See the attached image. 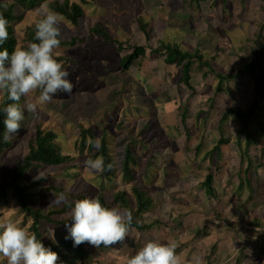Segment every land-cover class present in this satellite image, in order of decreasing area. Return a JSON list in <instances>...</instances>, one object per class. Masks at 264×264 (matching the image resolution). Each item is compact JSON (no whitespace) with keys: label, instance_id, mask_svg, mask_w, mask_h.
Returning a JSON list of instances; mask_svg holds the SVG:
<instances>
[{"label":"rangeland","instance_id":"obj_1","mask_svg":"<svg viewBox=\"0 0 264 264\" xmlns=\"http://www.w3.org/2000/svg\"><path fill=\"white\" fill-rule=\"evenodd\" d=\"M74 1L80 2L83 9H85L86 15L81 19V25L79 27L74 26L62 17L60 28L63 36H66L68 40L73 41L74 36L77 37L78 45H60L55 54L75 57L80 60L79 63H73L70 60H59L62 65H67V68L77 69L69 76L74 80L75 90L71 94L64 93L66 96L58 93L50 103L41 105L34 115L25 113V119L21 122V129L15 134L19 139L11 149L0 157V182L8 178L12 170L15 169L16 160L27 153L28 137L35 132L37 122L44 121L47 124L55 125L60 131L66 150L74 152H76L75 141L79 132L78 122H84L97 135L102 133L104 127H107L113 134L112 146L118 162V176L114 187L110 186L106 189L108 197L112 199L111 192L114 191L116 186L127 188L130 186V182L122 180L120 175L124 145L127 139L125 135H122L124 126L119 123L122 114L125 113L129 119H132L137 132L140 131L144 137L149 139L151 138V131H143L147 125L146 121L158 122L153 125L158 130V134L153 137V142L156 143L162 138L168 137L165 128L169 126V123L174 122L171 114L176 104L171 103L168 105L171 109L164 110L163 105L157 99H152L154 98L152 95L147 92L142 94L134 76L120 66V54L115 46L103 45L99 39L84 37L88 35L89 26L101 23L114 35L123 39L130 38L150 49H156L161 46V42L169 40L181 44V47L188 51L199 50L204 56L217 55L218 57L214 61L215 68L218 72L227 73L240 70L250 58L259 57L258 51H262V56H264L263 49L258 46V42L264 43V38L260 36L259 32V26L264 22V0H227L226 3L216 1V4L215 0H204L198 2L199 4L193 2L194 9L186 8L180 11L182 21L179 23L171 22L169 15L176 8L178 0H157V6H151L146 0H88V2L71 0V2ZM45 2L50 7L49 0H42L32 8L20 10L15 21L20 46L26 42L25 35L29 28L34 27V21L38 16L37 10ZM140 15L146 17L150 22L153 28L151 36H147L142 29H136L135 21ZM179 26L180 28H175ZM151 66V60L148 59L143 69ZM164 73L165 63L160 58L158 74L164 76ZM257 83L256 79H251L249 74H245L233 85V95L228 91L227 94L216 98L214 108L207 110L206 108L209 107L207 98L211 93L204 91L201 83L194 78L192 85L197 89L198 95L192 96V106L190 108L192 113L189 120L191 147L200 145L202 141L204 147H213L216 144L211 122L219 113L226 111L233 104H238L241 111H246L252 106L259 117L264 119V101L260 99L264 96V85L262 84V92L258 97L259 101H256L253 105L254 98L258 95L255 92ZM181 87L184 90V99L192 94L191 88H187L184 84H181ZM37 94L34 93L33 95ZM156 96H159V94ZM138 105L145 107L139 111L136 108ZM202 108L204 112L197 117L196 112L202 110ZM144 111H149L152 116L146 118V112L142 114ZM228 122L234 126L233 132L241 128L236 116H231ZM177 134L180 145H183L185 140L182 133L178 131ZM245 141L248 144L250 143L247 140ZM258 145H260L258 146L260 148L263 143ZM237 150L238 145L236 144L229 148L224 146L219 155L222 160L220 162L221 178L217 182L222 185V188L218 189L219 194L221 193L219 196L222 201L221 205H218L216 198L210 195L207 196L200 189L203 177L197 174L195 166L184 170L174 163L166 169L162 163L160 170L155 168L156 184L150 190V193L157 203L158 211L153 208L146 211L144 214L145 221L163 220L173 204L181 203L184 206L182 212L180 214L173 213L177 218H181L183 222L177 224L174 221L170 227L164 228L162 231H159V226H152L151 229H153L156 239L151 235V232H143L139 236L138 233L129 230V236L123 243L109 249L111 255L108 259H122L128 253L137 251L149 240L175 244V251L181 256L185 264H188L193 254L200 256L202 263L205 260L222 259L223 257V260L218 264H229L228 261L233 259L235 253L241 248H246V250L253 253L259 252L263 245L262 238L259 237L258 241L255 237L252 239L245 236L242 232L243 225L233 223L236 220L233 216L235 206L232 205L233 203H229L230 207H228V204L220 198L226 193H228L227 196H230L236 184L246 179V172L242 170L243 166L240 158L236 155ZM250 152L256 156L260 154L255 147H252ZM169 153L176 158L173 151ZM150 155H153V153H150ZM262 155L264 156V153ZM83 159L85 161L88 158L85 155ZM158 161L161 162L159 159ZM216 167L217 165L214 164V169ZM42 171L50 182H63L66 184L67 189L71 191L77 189L67 182L71 176L68 167L53 166ZM82 174L79 180L84 181L92 175L98 176L99 173L83 167ZM37 175L34 176L31 172L26 178L32 177L31 181L37 180L34 179ZM146 176V170H143L140 178ZM258 177H261L260 180H258ZM252 179L253 186L251 189L254 198L250 200L249 204H245L242 210L248 220L252 219L251 204L259 193L257 192V185L264 186V168L254 173ZM53 197V195L50 196V198ZM209 198H212V200ZM228 199H226V202ZM45 201L46 199L43 198L40 200V202ZM112 204L116 205L113 200ZM201 210H206V213ZM213 210L220 211L222 218L227 219L231 224L222 228L213 226L211 228L212 234L209 235L197 236L193 234L194 226L191 224L194 221L198 222L200 228H203L209 218L212 221L217 218L212 215ZM8 217L27 229L28 220L24 222L19 214H15L13 211ZM189 222L191 223L189 224ZM213 225H215L214 222ZM179 227L183 229L180 230ZM260 231L264 233V229ZM234 239L239 243L237 245L239 247L232 245V242H235ZM255 241L259 242V247L256 250L253 247ZM214 246H217L216 250H214ZM231 249H233L232 252ZM261 259L264 260L263 257ZM259 261L260 259H258ZM258 262L256 261L254 264H258ZM102 264L111 263L104 261Z\"/></svg>","mask_w":264,"mask_h":264},{"label":"trees","instance_id":"obj_2","mask_svg":"<svg viewBox=\"0 0 264 264\" xmlns=\"http://www.w3.org/2000/svg\"><path fill=\"white\" fill-rule=\"evenodd\" d=\"M42 0H0V14L8 20V39L0 44V50L7 48L11 53L15 47L20 46L17 36L15 21L19 15L20 10L32 8ZM50 8L55 10L61 17L74 26L81 25V19L85 17V9L81 3L71 2V0H49ZM204 0H178L176 8L170 12V21L179 23L182 21L181 10L186 8L194 9V4ZM225 1V0H215ZM88 2V0H84ZM151 6H157V0H146ZM5 3L7 7H5ZM199 4V3H198ZM60 27V25H59ZM135 27L138 30H143L147 36H151L153 28L150 22L140 15L135 21ZM175 28H180L175 27ZM61 30V28H60ZM260 36L264 38L263 28L260 31ZM91 39H99L103 45H113L119 51L120 66L125 68L126 72L131 73L135 82L139 87L142 94L146 92L157 99L163 105V109H171L169 104L175 103V113L171 114L174 122L169 123L166 128L169 134L168 139H162L158 143L153 142V137L158 134V130L152 125V122L146 121L144 132L151 131L150 139L144 137L140 131L137 132L135 123L129 119L125 113L122 114L120 124L124 126L122 135L127 137L124 145V153L121 165V179L130 182V186H116L112 193V199L108 197L106 189L110 186L114 187L118 176V162L113 150V134L104 127L102 133L97 135L94 130L89 126L87 127L84 122H78L79 132L75 141L74 151L66 150L64 143L61 139L59 129L53 124H47L44 121L37 122L35 125V132L28 137V151L25 155L20 156L15 163V169L12 170L8 178L0 182V216L6 214L10 215L13 211L19 214L23 221L28 220L27 229L34 232L38 239L42 241L45 247L51 248L58 254L57 264H89V263H103L108 261L111 264H126V259L132 256V252L128 253L125 257L119 260L108 259L111 255L109 251L111 247L97 248L85 242L79 245H74L71 238L66 239L68 236V227L71 225L72 220L69 218V211L77 199L82 198H98L102 205L106 207H119L122 210H131L133 214L132 224L130 226L133 232L141 235L153 223L139 220L138 218L149 210L148 208H155L158 211V206L155 200L150 198L149 192L155 186V168H159L161 162L165 161L166 166L174 161L170 155L163 156L165 150H173L177 154L178 160L176 163L183 169L189 166H195V171L203 180L200 183V189L208 196L217 199L218 205L222 201L219 199L218 189L222 185L218 184L221 178L222 161L219 157L222 148L238 145L236 155L240 158L242 170L246 172V179L241 180L236 190L232 192L226 202L228 193L223 194L220 198L228 204L233 203L235 211L233 213L236 219L235 224L245 225L250 224L262 228L264 226V190L257 189L256 199L251 204L252 219L248 220L245 213H242L245 204H249L250 200L254 198L252 191V177L259 169L264 168V119H261L252 106L246 111H241L238 104H233L232 107L222 112L212 120L211 129L216 137V144L212 147H204V142L199 146L192 148L188 144L184 148H180L178 143L173 138H177L175 131L180 130L187 140L191 137V129L189 118L192 115L190 112L192 96L198 95L197 89L192 85V80L197 79L204 87V91L210 92L211 96L207 98L209 102V110L214 108L215 100L228 91L232 94V87L236 84L240 77L245 74L250 75L251 79H256L258 82L255 85V92L258 94L254 98V104L259 100V95L262 92L261 84L264 85V56L255 59L250 58L240 70L233 72H218L214 67L213 61L215 56L211 58H204L199 50L188 51L181 47V44L173 41H163L161 46L156 49H150L147 46L139 44L134 40L128 38L123 39L114 35L103 24L96 23L89 26L88 35ZM26 42L21 47H25L29 42L34 41V27L28 29L25 35ZM68 40L63 36L61 30V44L60 45H78L77 37L74 36L73 41ZM258 46L264 51V43L258 42ZM257 46V47H258ZM258 51V56H259ZM57 60H70L73 63H79V59L75 57H66L65 55L58 56L55 54ZM162 58L165 63L164 76H159L158 67L159 59ZM151 60L152 66L143 69L147 60ZM64 70L68 71L70 75L77 69L67 68L63 65ZM69 78V77H68ZM73 83V90H75L74 80L69 78ZM181 84L187 88L192 89V94L184 99V92ZM259 84V85H258ZM177 86V88H173ZM176 90L177 96H173V91ZM65 95L59 93V95ZM159 94V96H156ZM233 95V94H232ZM66 96V95H65ZM264 100V96H262ZM26 102V98H21L19 101L21 107ZM12 103L6 94L0 96V109ZM145 106L138 105L136 108L141 111ZM252 109V110H251ZM146 111L142 112L144 114ZM204 109L199 110L198 116L202 115ZM208 113V111H207ZM69 115V114H68ZM231 116H236L237 122L240 123L241 128L233 132V127L229 122ZM5 114L0 111V157L5 152L11 149L18 136L13 135L8 141H4V121ZM144 137V138H143ZM97 138L100 140V147L96 148L94 145L89 144V140L95 141ZM250 142L249 144L245 141ZM263 143L259 148L258 144ZM255 147L259 150V156L252 154L251 148ZM153 153V155H150ZM95 159L102 157L105 162V171L99 173L98 176H90L84 181L79 180L82 177L84 167V157ZM111 163L113 167L107 168ZM214 164L217 167L214 169ZM63 166L68 167L71 171V176L67 180L75 189L71 191L67 189L65 183L50 182L48 177L46 179L30 180L26 178L29 173L34 176L43 169L50 167ZM146 170L147 176L140 178V174ZM33 176V177H34ZM262 177V176H261ZM47 180V181H46ZM46 181V182H45ZM54 193H64L69 203L57 204L52 202L55 197L50 198ZM46 199L45 202H40L41 199ZM212 199V198H209ZM112 200L116 205L112 204ZM5 208V211H4ZM180 214V213H179ZM215 217L222 218L220 211L213 210ZM179 217V216H178ZM178 218L173 212L167 213L163 220H155L157 226L173 223ZM212 219L206 222L203 228H198L196 235H209L211 228H213ZM215 227V226H214ZM217 228H220L216 225ZM215 227V228H216ZM260 236L261 232H258ZM55 234L53 241L48 237L49 234ZM245 236H248L244 232ZM264 236V234H263ZM232 245L237 246L239 243L236 239ZM259 242L254 244L255 249L258 248ZM117 245V244H116ZM115 246V245H114ZM217 246H214L216 250ZM233 249H231V252ZM264 241L257 256L252 252L241 248L238 250L233 259L229 260V264H254L258 259V264H264ZM222 259L215 258L214 260H205L202 264H218ZM246 260V261H245ZM245 261V262H244ZM5 258H0V264H5Z\"/></svg>","mask_w":264,"mask_h":264},{"label":"clouds","instance_id":"obj_3","mask_svg":"<svg viewBox=\"0 0 264 264\" xmlns=\"http://www.w3.org/2000/svg\"><path fill=\"white\" fill-rule=\"evenodd\" d=\"M4 6L7 7V4ZM37 13L35 42H29L25 47L17 46L11 53L7 48L0 50V96L6 94L12 101L0 109L5 114L4 141L19 132L26 112L34 115L41 105L50 103L58 93L71 94L73 90V83L68 78L70 73L64 70L55 56L61 44L59 25L62 17L47 2L40 5ZM262 28L264 30V22L259 26V32ZM8 35V20L0 14V44L8 39ZM34 93L38 94L34 96ZM22 97L26 98L23 107L19 103ZM89 144L99 148L100 140H89ZM84 167L103 173L105 162L102 157L88 158ZM112 167L111 163L107 165L108 169ZM46 178L40 171L34 179ZM54 197L52 202L69 203L64 193H54ZM68 215L72 223L66 225L69 232L65 238H71L74 245L87 242L97 248L123 243L129 236L133 219L131 210L106 207L98 198L77 199ZM48 237L54 241V232ZM175 249L176 245L171 242L149 240L126 259V264H185ZM0 256L6 259L7 264H57L59 259L58 254L45 247L34 232L17 224L6 214L0 216ZM188 264H202V259L193 254Z\"/></svg>","mask_w":264,"mask_h":264},{"label":"crops","instance_id":"obj_4","mask_svg":"<svg viewBox=\"0 0 264 264\" xmlns=\"http://www.w3.org/2000/svg\"><path fill=\"white\" fill-rule=\"evenodd\" d=\"M223 2H227V0H225V1H223ZM260 53H259V57H258V59L260 60L261 59V56H262V51H259ZM204 56V55H203ZM215 56V58H217L218 56L217 55H214ZM206 57H208L209 59H210V61H212L211 60V58L213 57V56H204V58H206ZM256 57V56H255ZM215 61V60H214ZM214 61H213V64H214ZM244 65V64H243ZM215 67V66H214ZM243 67V66H242ZM217 70V69H216ZM241 78V77H240ZM202 85V84H201ZM203 86V85H202ZM173 88H177V86H174ZM183 92H184V90H183ZM172 95L175 97V96H177V94H176V90H174L173 91V93H172ZM209 96H211V95H209ZM208 96V97H209ZM218 98V97H217ZM261 99V98H260ZM262 100V99H261ZM259 101V100H258ZM264 101V100H263ZM191 106H192V103H191ZM190 112H191V109H190ZM199 112V111H198ZM198 112H196V116L197 117H199L198 116ZM173 113H175V109H174V111H173ZM209 113V112H208ZM207 113V114H208ZM192 114V113H191ZM221 113H219L218 115H220ZM152 116V114L149 112V111H147L146 112V118H150ZM192 116V115H191ZM190 116V117H191ZM261 118V117H260ZM262 119V118H261ZM189 120H190V118H189ZM150 122H152L153 124L152 125H156L158 122H156V121H149V123ZM189 124H190V122H189ZM168 126H166V128H167ZM166 128H165V131L168 133V131L166 130ZM190 129H191V126H190ZM178 131H180V130H178ZM178 131H175V134H176V136H177V138L175 139V138H173L174 140H176L177 141V143H178V146L180 147V148H184L187 144L191 147V145H190V140H191V137H190V139L189 140H187V138H186V136L185 135H183V133H182V137H183V139L185 140V143L183 144V145H180V142H179V136H178V134H177V132ZM169 138V134H168V137H164V138H162V139H168ZM161 139V140H162ZM160 140V141H161ZM159 141V142H160ZM203 142V141H202ZM201 142V143H202ZM156 143H158V142H156ZM199 146V145H198ZM197 147V146H196ZM192 148H195V147H192ZM208 148V147H207ZM170 151H173V150H165V152L163 153V156L164 157H166L167 155H170ZM174 153H175V151H173ZM175 155H176V158L175 157H172L171 155V157L172 158H174V161L172 162V163H170L168 166H166V164H165V161L163 162V161H161V164L163 163L164 164V167H166V169H168L169 167H170V165H172V164H174V163H176V161L178 160V157H177V154L175 153ZM161 164L159 165V168H157L158 170H160L162 167H161ZM177 164V163H176ZM178 165V164H177ZM179 166V165H178ZM191 166H189L187 169H184V170H188L189 168H190ZM183 169V168H182ZM260 178L261 177H258V180H260ZM155 180H156V174H155ZM252 181H253V179H252ZM239 185V182L236 184V186H235V188L233 189V192H234V190L237 188V186ZM251 186H253V182H252V185ZM258 188H261L262 190H264V186H258L257 185V189ZM149 196H150V198L152 199V197H151V193L149 192ZM229 198V196H226V199H228ZM210 200H212V199H210ZM217 200V199H216ZM149 210L151 209V208H148ZM153 209H155V208H153ZM184 209V206L181 204V203H175V204H173L172 205V208L170 209V211L168 212V213H170V212H175V213H177V214H179V213H181L182 212V210ZM156 210V209H155ZM146 211H148V210H145V212ZM201 211H203L204 213H206V210L204 211V210H201ZM145 212L143 213V214H141V216L138 218L139 220H145L144 219V214H145ZM149 212H151V211H149ZM159 214V213H158ZM167 214V213H166ZM165 214V215H166ZM263 219H264V217H263ZM155 220H157V219H154L153 221H150L151 223H153L152 224V226H157V224L158 223H154L155 222ZM158 220H160V219H158ZM176 222H177V224H180V223H182L183 222V220L181 219V218H178L177 220H176ZM236 222V220L233 222V223H235ZM191 222H189V224H190ZM171 224L172 223H169V224H164V225H160L159 227H160V229H159V231H162V230H164V228H168V227H170L171 226ZM231 223L229 222V225H230ZM191 225H193L194 226V230H193V234H196V231H197V229L198 228H200L199 227V225H198V222H196V221H194V223L193 224H191ZM245 225H247V224H245ZM245 225H243L242 226V232L244 233V231H243V227L245 226ZM152 226L150 227V228H148V229H144L145 230V233L146 232H151V235H153V237H154V239H156V236H155V234H154V231H153V229H151L152 228ZM215 227H216V225H214ZM218 227H220V228H222V227H224V226H218ZM263 229H264V226L262 227ZM178 229H183V228H181V227H179ZM186 229H187V227H186ZM188 230V229H187ZM130 231H132L131 230V228H130ZM261 233H263V232H261ZM212 234V233H211ZM264 234V233H263ZM263 234H261V236L258 234V233H256V235H257V237L256 236H254L258 241H259V237H261L262 238V242L264 241V236H263ZM147 237H148V235H147ZM248 237H250V238H252L253 239V237H251V236H248ZM256 243V241L253 243V247H254V244ZM258 247H259V244H258ZM254 249H255V247H254ZM258 249V248H257ZM256 250V249H255ZM136 253V251L134 252V251H132V255H134ZM253 253V252H252ZM255 256H257V254H258V252L257 253H253ZM257 262H258V260H257ZM257 264V263H256Z\"/></svg>","mask_w":264,"mask_h":264},{"label":"built area","instance_id":"obj_5","mask_svg":"<svg viewBox=\"0 0 264 264\" xmlns=\"http://www.w3.org/2000/svg\"><path fill=\"white\" fill-rule=\"evenodd\" d=\"M214 224L217 225V226H226L229 224V221L225 218H215L213 220ZM256 230H259L258 232H260L261 228L257 227V226H254V225H250V224H247L243 227V231L248 235V236H251V237H254L256 235L255 231ZM254 234V235H252Z\"/></svg>","mask_w":264,"mask_h":264}]
</instances>
